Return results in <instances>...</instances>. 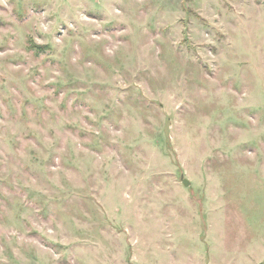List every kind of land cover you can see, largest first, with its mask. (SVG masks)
<instances>
[{"label":"rangeland","instance_id":"obj_1","mask_svg":"<svg viewBox=\"0 0 264 264\" xmlns=\"http://www.w3.org/2000/svg\"><path fill=\"white\" fill-rule=\"evenodd\" d=\"M0 264H264V0H0Z\"/></svg>","mask_w":264,"mask_h":264},{"label":"water","instance_id":"obj_2","mask_svg":"<svg viewBox=\"0 0 264 264\" xmlns=\"http://www.w3.org/2000/svg\"><path fill=\"white\" fill-rule=\"evenodd\" d=\"M185 184H190V181L188 179H184Z\"/></svg>","mask_w":264,"mask_h":264}]
</instances>
